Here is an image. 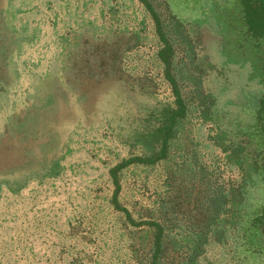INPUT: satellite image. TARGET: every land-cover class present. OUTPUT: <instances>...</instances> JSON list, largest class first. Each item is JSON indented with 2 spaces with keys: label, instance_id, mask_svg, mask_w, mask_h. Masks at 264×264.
<instances>
[{
  "label": "rangeland",
  "instance_id": "rangeland-1",
  "mask_svg": "<svg viewBox=\"0 0 264 264\" xmlns=\"http://www.w3.org/2000/svg\"><path fill=\"white\" fill-rule=\"evenodd\" d=\"M0 264H264L263 0H0Z\"/></svg>",
  "mask_w": 264,
  "mask_h": 264
},
{
  "label": "crops",
  "instance_id": "crops-1",
  "mask_svg": "<svg viewBox=\"0 0 264 264\" xmlns=\"http://www.w3.org/2000/svg\"><path fill=\"white\" fill-rule=\"evenodd\" d=\"M201 8H202L201 5H196L194 10L201 12V11H203Z\"/></svg>",
  "mask_w": 264,
  "mask_h": 264
},
{
  "label": "trees",
  "instance_id": "trees-1",
  "mask_svg": "<svg viewBox=\"0 0 264 264\" xmlns=\"http://www.w3.org/2000/svg\"><path fill=\"white\" fill-rule=\"evenodd\" d=\"M263 3H264V0H263Z\"/></svg>",
  "mask_w": 264,
  "mask_h": 264
}]
</instances>
